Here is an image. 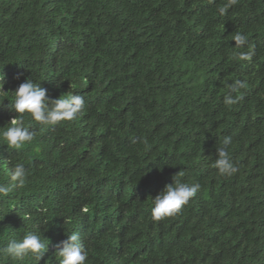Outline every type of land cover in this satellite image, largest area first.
<instances>
[{"label":"trees","instance_id":"1","mask_svg":"<svg viewBox=\"0 0 264 264\" xmlns=\"http://www.w3.org/2000/svg\"><path fill=\"white\" fill-rule=\"evenodd\" d=\"M2 76L0 128L29 79L49 107L68 92L85 107L55 126L23 114L33 140H0V185L27 172L0 196V264H59L72 232L86 264H264V0H0ZM177 181L200 189L153 220ZM29 233L44 256L9 257Z\"/></svg>","mask_w":264,"mask_h":264},{"label":"clouds","instance_id":"2","mask_svg":"<svg viewBox=\"0 0 264 264\" xmlns=\"http://www.w3.org/2000/svg\"><path fill=\"white\" fill-rule=\"evenodd\" d=\"M223 11V9H221ZM237 44H242L245 37L237 34L234 37ZM241 60L248 59L245 54L240 55ZM5 78L0 79V91H3ZM240 88H245L246 84L238 82ZM235 90V89H233ZM13 100L10 111L17 114L11 118L6 127L0 128V140L10 149H18L22 145L33 140L34 133L24 126L23 114H28L31 119L44 126H55L60 122L72 121L85 107L84 98L81 95L67 93L53 100L52 106L47 103V89L26 80L20 84L13 92ZM237 101L226 98L227 105H233ZM226 138L224 144H228ZM219 159L214 167L218 169L220 176H229L237 169L233 166L231 158L223 149L219 150ZM182 174V173H181ZM27 172L23 164H17L11 173L10 179L14 184L0 185V196H7L14 187L24 186ZM200 189L199 184H188L177 181L167 185L165 189L151 200V217L155 221H160L178 214ZM9 257L14 260H23L26 256H34L39 261L45 253V245L41 242V237L34 233H29L21 240L10 241L5 249ZM59 264H86L88 253L80 241L76 232L67 235L56 252Z\"/></svg>","mask_w":264,"mask_h":264}]
</instances>
